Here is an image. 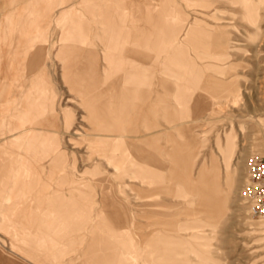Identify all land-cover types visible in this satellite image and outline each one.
I'll return each instance as SVG.
<instances>
[{"label":"crops","instance_id":"0c3cea01","mask_svg":"<svg viewBox=\"0 0 264 264\" xmlns=\"http://www.w3.org/2000/svg\"><path fill=\"white\" fill-rule=\"evenodd\" d=\"M189 3L147 0L136 4L138 17L123 0H11L0 10V80L27 77L23 73L29 64H42L34 76L39 81L27 83L38 89V96L0 89V103L7 102L0 107V121H9L12 127L22 122L12 128L7 143L0 139V216L12 233L11 249L0 247V264H190L188 221L155 223L163 228L141 218L135 222L124 200L106 186L107 178L87 180L77 174L75 151L80 150L81 160H96L97 165L117 171L120 179L130 173L138 178L160 173L156 166L126 171L123 165L106 166L104 160L151 158L120 149L127 127L136 128L139 145L151 147L160 141L156 128L182 122L176 110L150 102L158 98L157 87L189 111L188 87L179 76L187 53L183 45L200 30L188 31ZM52 25L61 31L55 55L74 95L65 102L56 101L55 87H46L53 64L44 60L43 49L36 50L39 57L29 58L30 48L37 49L47 40ZM212 28L208 34L220 26ZM149 57L155 60L150 63ZM5 95H10L8 101ZM67 101L82 111L78 127L87 132L79 140L71 134ZM161 133L166 147L169 138ZM66 142L71 143L68 148ZM161 152L160 158H172L167 154L171 151ZM38 161L42 162L39 171L35 170ZM204 175L201 170L200 180ZM95 187L100 204L92 218L85 199ZM23 188L30 194L21 195ZM109 206L121 220L111 217ZM27 215L41 218H20Z\"/></svg>","mask_w":264,"mask_h":264},{"label":"rangeland","instance_id":"374dc122","mask_svg":"<svg viewBox=\"0 0 264 264\" xmlns=\"http://www.w3.org/2000/svg\"><path fill=\"white\" fill-rule=\"evenodd\" d=\"M10 1L0 0V10L7 8ZM146 1L123 0V3L136 14V4ZM154 2L160 4L161 0ZM218 9L221 11L219 14L216 13ZM53 10L56 12L60 9ZM188 10V31L192 27L202 30L183 45V50L187 52L186 61L184 58L182 73H177V76H183V85L188 87L189 111L175 103L172 94L157 87L158 98L154 97L150 102L161 108H172L173 112L176 110L182 115V122L178 121V125L168 128H156L157 140L160 141L151 143V147L139 145L136 128L127 127L126 142L120 149L129 151V155L136 151V155L151 158L104 160L106 166L119 164L126 171L139 165L156 166L160 173L140 178L130 173L120 179L117 171L97 165L96 160H81L82 153L75 149L77 174L87 180L107 178L106 186L124 200L129 218H134L135 222L136 218L154 225L188 221L190 264H264V222L259 221L264 219L250 216L246 202L240 197L247 156H264V0H190ZM214 10L216 12L212 13ZM214 24H218L220 29L213 35L212 32L208 34ZM188 31H183L184 37ZM60 32L52 25L47 40L37 49L30 48L29 58L34 55L35 58L39 57L35 52L43 49L44 60H50L53 64L50 78L44 81L46 87H55L56 101L65 102L64 99L74 95L69 93L62 77L61 63L55 55ZM100 48L98 45V52ZM148 59L152 63L155 57ZM41 65L40 62L29 64L23 73L27 77L0 80V89L32 91L34 96H38L35 94L38 89L27 83L39 81L34 76ZM173 74L176 77L175 71ZM5 96L8 101L10 95ZM6 103H0V107ZM64 107L72 113L69 119L70 129L73 128L72 137L77 136L78 140L83 138L82 134L87 130L78 127L81 125L82 111L71 101H67ZM21 123L17 122L18 126L12 127L9 121H0V139L7 143L12 128L21 127ZM64 128L65 123L60 121V129ZM68 131L67 128L69 137ZM161 132H166L169 138L166 147L161 143ZM227 141L232 144L228 157L225 156ZM70 144L66 142L65 145L68 148ZM164 149L171 151L167 154L172 155V158L159 157L164 155L161 152ZM36 163L35 170L39 171L42 162ZM227 165L231 166L234 176L231 188L225 194ZM201 170H205L204 181L199 178ZM36 179L39 180V175ZM35 186L39 187V184ZM213 191H218L217 194L221 191L225 195L214 202L213 197L217 194ZM27 193L30 194V191L24 188L20 191L24 196ZM85 200L87 210L94 218L100 204L98 188H93L91 194L88 192ZM108 211L112 218L121 220L120 213L114 208L109 206ZM1 218L0 247L9 251L12 233L6 229ZM20 218L41 217L27 215ZM121 225L123 230L126 224ZM171 231L176 233V230Z\"/></svg>","mask_w":264,"mask_h":264},{"label":"built area","instance_id":"2783aa9c","mask_svg":"<svg viewBox=\"0 0 264 264\" xmlns=\"http://www.w3.org/2000/svg\"><path fill=\"white\" fill-rule=\"evenodd\" d=\"M240 197L246 202L250 216L264 219V156H247Z\"/></svg>","mask_w":264,"mask_h":264},{"label":"bare ground","instance_id":"6f19581e","mask_svg":"<svg viewBox=\"0 0 264 264\" xmlns=\"http://www.w3.org/2000/svg\"><path fill=\"white\" fill-rule=\"evenodd\" d=\"M231 148H232V144L230 143V141H227V144H226V157H228V155H229V153H230V151H231ZM226 159V158H225ZM226 163V162H225ZM225 172H226V175H225V191H224V193L226 194L229 190H230V188H231V184H232V177L234 176V171L231 169V166L229 167L228 165L227 166H225ZM235 173H236V171H235ZM204 177H205V175H204ZM205 180V179H204ZM207 182V181H206ZM208 191V190H207ZM214 192V191H213ZM217 192L218 191H216V192H214V193H216L217 194ZM212 193V192H211ZM223 192H221V191H219V193L217 194V196H215V197H213V199H214V202H215V200H217L219 197H222L223 195H225ZM213 194V193H212ZM215 195V194H214ZM210 197H212L211 195H210ZM210 200H211V198H209ZM212 203V202H211ZM211 205H214V203L213 204H211ZM217 206V205H216ZM259 221H263L264 222V220H259Z\"/></svg>","mask_w":264,"mask_h":264}]
</instances>
